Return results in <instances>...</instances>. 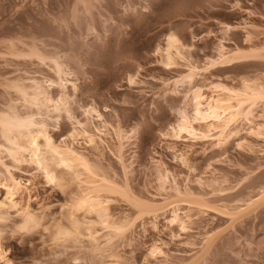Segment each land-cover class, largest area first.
<instances>
[{
    "label": "rangeland",
    "instance_id": "obj_1",
    "mask_svg": "<svg viewBox=\"0 0 264 264\" xmlns=\"http://www.w3.org/2000/svg\"><path fill=\"white\" fill-rule=\"evenodd\" d=\"M170 34L186 52L167 65L157 51ZM256 77L264 81V0H0V114L11 108L34 116L57 144L84 155L109 181L111 217L127 225L122 235H109L95 215L72 210L89 193L72 173L62 174L63 187L54 185L29 158L15 162L1 149L0 183L26 186L20 206L37 218L22 229V216L10 211L1 226L6 258L264 264L261 105L251 124L239 121L222 143L206 128L203 136L172 129L181 112L191 115L193 86L237 87ZM35 84L53 100L64 97L69 114L26 104L17 88L32 95ZM83 131L96 137L94 144ZM5 198L0 186V202ZM74 219L79 233L58 238Z\"/></svg>",
    "mask_w": 264,
    "mask_h": 264
},
{
    "label": "bare ground",
    "instance_id": "obj_2",
    "mask_svg": "<svg viewBox=\"0 0 264 264\" xmlns=\"http://www.w3.org/2000/svg\"><path fill=\"white\" fill-rule=\"evenodd\" d=\"M157 52L163 63L171 65L174 64L176 58L183 59L186 48L175 35L170 34L166 39L165 47L158 49ZM218 54L220 59L226 58V49L221 46ZM55 66L57 67V74L60 76L62 69L57 64ZM196 70V68H192L191 74L186 77L190 84L196 78ZM32 90L31 95L26 90L17 88V92L23 101L31 107L34 106L41 110V108H50L51 106L55 112L65 111L69 114L67 101L64 97L53 100L48 97L49 94L46 90L38 84H35ZM189 103L192 108L191 115H188L185 111L181 112V119L172 128L173 131L178 135L203 136L202 128H206L216 131L218 141L222 143L231 134L232 126L239 121L252 123V119L255 118L254 108L256 106L261 105L264 116V81L260 78L253 81L243 80L239 86L230 88L218 83H210V85L204 87L193 86L190 91ZM196 124L198 127L195 126ZM83 136L87 142L95 143L96 137L91 133L83 131ZM0 137L3 140L0 150H4L15 162L22 161L25 157L29 158L30 163L38 171H41L47 182L63 187L66 182L61 177L62 174L65 172L72 173L74 179L78 181L77 183L84 184L87 191H89L87 195L78 200L76 199L77 202L72 206L74 213L83 212L84 214L95 215L100 219L104 229L110 231L109 235H122L124 233L127 225H117L108 212V195L114 194L108 192V189H111L109 181L102 172V174L100 173L98 168L96 170L93 166V169L86 157L76 151L70 144L66 142L57 144L44 123L37 122L34 116L22 117L10 108L9 113L0 114ZM0 186L6 191V198L0 202L1 240V226L9 217L11 210H16L22 216V229L36 226L37 218L28 207L21 208L20 206L18 198H22V195L28 192L26 186L24 187L15 179L7 180L3 184L0 183ZM172 215L173 220L177 221V211H173ZM69 228L59 229L56 236L64 241L73 239L72 237L75 236L73 234L79 233L80 224L74 219L71 221ZM209 235L204 239L207 240ZM0 262L12 264L6 258V251L3 249L1 242Z\"/></svg>",
    "mask_w": 264,
    "mask_h": 264
}]
</instances>
